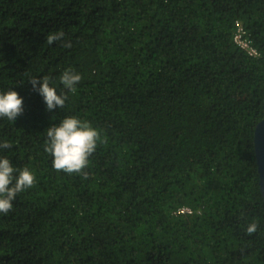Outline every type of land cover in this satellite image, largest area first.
Instances as JSON below:
<instances>
[{
  "label": "trees",
  "instance_id": "16d2710c",
  "mask_svg": "<svg viewBox=\"0 0 264 264\" xmlns=\"http://www.w3.org/2000/svg\"><path fill=\"white\" fill-rule=\"evenodd\" d=\"M237 22L256 57L235 44ZM66 69L81 75L72 89ZM37 76L64 106L46 109ZM9 88L24 112L0 118V155L35 182L0 213V264H264V0H0ZM69 115L99 132L72 173L45 151Z\"/></svg>",
  "mask_w": 264,
  "mask_h": 264
},
{
  "label": "clouds",
  "instance_id": "9594fccd",
  "mask_svg": "<svg viewBox=\"0 0 264 264\" xmlns=\"http://www.w3.org/2000/svg\"><path fill=\"white\" fill-rule=\"evenodd\" d=\"M63 36L57 33L49 37L54 41ZM81 75L71 69L64 70L59 80L61 84L72 89L80 81ZM31 89L41 97L47 110L64 106L66 97L48 77L28 79ZM24 112V97L13 88L0 91V118L15 121ZM45 151L51 156L52 166L68 173L80 172L88 165V158L97 147L99 132L89 122L76 116H65L58 123L48 126ZM8 141H0V151L9 148ZM35 174L28 167L17 169L7 157L0 155V213H7L12 207L16 194L31 187ZM255 223L247 226V232L256 229Z\"/></svg>",
  "mask_w": 264,
  "mask_h": 264
},
{
  "label": "water",
  "instance_id": "95a60500",
  "mask_svg": "<svg viewBox=\"0 0 264 264\" xmlns=\"http://www.w3.org/2000/svg\"><path fill=\"white\" fill-rule=\"evenodd\" d=\"M262 106L263 117L254 128L253 146L258 172L259 189L264 199V100Z\"/></svg>",
  "mask_w": 264,
  "mask_h": 264
},
{
  "label": "built area",
  "instance_id": "2783aa9c",
  "mask_svg": "<svg viewBox=\"0 0 264 264\" xmlns=\"http://www.w3.org/2000/svg\"><path fill=\"white\" fill-rule=\"evenodd\" d=\"M236 26V32L234 34V42L237 46H239L241 49L245 50L248 55L252 57H256L258 55L257 51L251 46L250 41H248L244 37V29L240 25V23H235ZM178 214H186L191 213V210L189 208H181L179 211H177Z\"/></svg>",
  "mask_w": 264,
  "mask_h": 264
}]
</instances>
